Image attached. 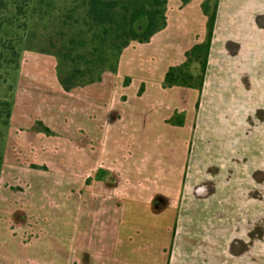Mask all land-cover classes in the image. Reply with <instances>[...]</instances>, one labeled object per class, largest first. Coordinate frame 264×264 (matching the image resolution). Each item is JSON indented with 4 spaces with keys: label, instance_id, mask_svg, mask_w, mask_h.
<instances>
[{
    "label": "crops",
    "instance_id": "0c3cea01",
    "mask_svg": "<svg viewBox=\"0 0 264 264\" xmlns=\"http://www.w3.org/2000/svg\"><path fill=\"white\" fill-rule=\"evenodd\" d=\"M204 1L168 0L166 26L81 88L82 122L47 124L82 152L38 158L67 176L18 208L0 188V264H264V0H217L201 88L165 85L207 38Z\"/></svg>",
    "mask_w": 264,
    "mask_h": 264
},
{
    "label": "rangeland",
    "instance_id": "374dc122",
    "mask_svg": "<svg viewBox=\"0 0 264 264\" xmlns=\"http://www.w3.org/2000/svg\"><path fill=\"white\" fill-rule=\"evenodd\" d=\"M213 3L210 0L211 8ZM71 7V0H0V188L12 190L17 208L19 194L30 184L67 176L65 172L45 171L47 166L34 163L38 158H53L61 150L77 155L83 149L77 136L74 141L61 140L67 133L61 127L56 126V132L44 131L47 124L59 119L64 128H70L72 119L82 122L77 104L83 101L81 88L88 78L77 76L76 86L70 90L63 91L60 83L74 57L81 54V60L74 62L79 68L88 58L86 51L59 49L74 29ZM64 55L70 57L68 61ZM74 89L78 91L68 93ZM72 127L69 132H82L81 124ZM54 161L55 168L64 163L61 157ZM75 175L83 178V174ZM262 192L259 196L263 200Z\"/></svg>",
    "mask_w": 264,
    "mask_h": 264
},
{
    "label": "trees",
    "instance_id": "16d2710c",
    "mask_svg": "<svg viewBox=\"0 0 264 264\" xmlns=\"http://www.w3.org/2000/svg\"><path fill=\"white\" fill-rule=\"evenodd\" d=\"M167 1L71 0L69 16L74 19V29L69 39L63 40L64 44L59 49H64L67 53L76 49L79 52L86 51L88 58L80 69L74 62L76 59L81 60V54L74 57L70 70L60 79L64 90L76 86L74 79L79 75L88 78L87 84L100 79L104 70H115L118 58L131 41L148 42L155 33L162 30L166 26ZM189 1L191 0H182L183 3ZM202 7L208 15L207 38L186 52V61L183 64L169 68L165 75V85L202 86L216 19L217 0H214L212 10L210 0H205ZM68 55H64L66 61L70 58ZM110 60L114 64L111 65ZM193 64L199 65L200 73L197 75L190 72ZM44 131L51 132L48 127Z\"/></svg>",
    "mask_w": 264,
    "mask_h": 264
},
{
    "label": "clouds",
    "instance_id": "9594fccd",
    "mask_svg": "<svg viewBox=\"0 0 264 264\" xmlns=\"http://www.w3.org/2000/svg\"><path fill=\"white\" fill-rule=\"evenodd\" d=\"M206 191V188L204 186H201L199 189H198V192H205Z\"/></svg>",
    "mask_w": 264,
    "mask_h": 264
}]
</instances>
